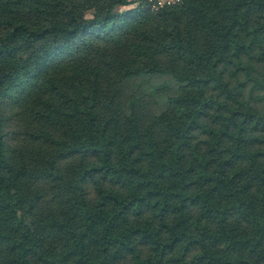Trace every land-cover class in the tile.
<instances>
[{
	"label": "trees",
	"instance_id": "trees-1",
	"mask_svg": "<svg viewBox=\"0 0 264 264\" xmlns=\"http://www.w3.org/2000/svg\"><path fill=\"white\" fill-rule=\"evenodd\" d=\"M0 264H264V0H0Z\"/></svg>",
	"mask_w": 264,
	"mask_h": 264
},
{
	"label": "built area",
	"instance_id": "built-area-1",
	"mask_svg": "<svg viewBox=\"0 0 264 264\" xmlns=\"http://www.w3.org/2000/svg\"><path fill=\"white\" fill-rule=\"evenodd\" d=\"M153 11L162 9L164 7L173 6L180 2V0H148Z\"/></svg>",
	"mask_w": 264,
	"mask_h": 264
}]
</instances>
